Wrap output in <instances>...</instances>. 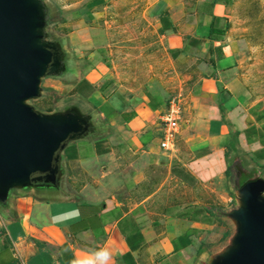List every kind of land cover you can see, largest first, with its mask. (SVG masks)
<instances>
[{
  "label": "crops",
  "instance_id": "1",
  "mask_svg": "<svg viewBox=\"0 0 264 264\" xmlns=\"http://www.w3.org/2000/svg\"><path fill=\"white\" fill-rule=\"evenodd\" d=\"M173 1L146 9L151 47L168 67L134 91L113 73L102 30L60 34L71 79L41 86L64 91L95 130L63 148L56 187L18 191L0 208V264H198L229 236L228 165L264 171V100L252 98L223 40L230 0ZM104 3L59 9L78 27ZM169 103L176 126L161 148Z\"/></svg>",
  "mask_w": 264,
  "mask_h": 264
},
{
  "label": "water",
  "instance_id": "2",
  "mask_svg": "<svg viewBox=\"0 0 264 264\" xmlns=\"http://www.w3.org/2000/svg\"><path fill=\"white\" fill-rule=\"evenodd\" d=\"M51 9L45 0H0V208L18 191L56 187L63 148L95 130L73 100L43 112L28 102L42 94L43 78L71 79L64 39L47 35ZM262 175L232 189L230 234L198 264H264Z\"/></svg>",
  "mask_w": 264,
  "mask_h": 264
},
{
  "label": "rangeland",
  "instance_id": "3",
  "mask_svg": "<svg viewBox=\"0 0 264 264\" xmlns=\"http://www.w3.org/2000/svg\"><path fill=\"white\" fill-rule=\"evenodd\" d=\"M45 1L52 8V20H48L46 27L48 36H60L61 33L76 29H81L82 35L87 34L89 26L99 28L103 34L101 41L107 43L113 73L129 91L140 88L150 76L151 70H159L155 78L161 80L160 71L168 67V64L161 50L151 47L155 41L153 20L146 13L147 7L155 0H105L104 5L98 6L89 18H83V24L78 27L74 16L68 14V9H64L63 13L59 9V6L68 4L70 0ZM226 10V33L223 40L234 55L240 78L249 87L252 98L264 100V0H230ZM63 92L56 89L48 96V90L43 89L40 97L28 102L39 111H48L52 107L55 109L72 102L73 99L66 95L60 97ZM238 164L230 162L228 165L227 185L231 195L237 180L264 174L260 168H241ZM212 249L207 250L204 256Z\"/></svg>",
  "mask_w": 264,
  "mask_h": 264
},
{
  "label": "built area",
  "instance_id": "4",
  "mask_svg": "<svg viewBox=\"0 0 264 264\" xmlns=\"http://www.w3.org/2000/svg\"><path fill=\"white\" fill-rule=\"evenodd\" d=\"M177 114H178V108L173 103H169L168 106L165 108V110L162 112V114H160L161 121L163 122L164 125L163 137L159 143V146L161 148L166 147L167 141L174 133Z\"/></svg>",
  "mask_w": 264,
  "mask_h": 264
},
{
  "label": "trees",
  "instance_id": "5",
  "mask_svg": "<svg viewBox=\"0 0 264 264\" xmlns=\"http://www.w3.org/2000/svg\"><path fill=\"white\" fill-rule=\"evenodd\" d=\"M239 166H240V164H238ZM238 168V167H237ZM238 170V172L240 173V170L239 169H237ZM227 173V172H226ZM255 176H250V177H246L245 179H243V180H237V183H236V185L235 186H238V185H240L241 183H243L244 181H246V180H249V179H252V178H254Z\"/></svg>",
  "mask_w": 264,
  "mask_h": 264
},
{
  "label": "flooded vegetation",
  "instance_id": "6",
  "mask_svg": "<svg viewBox=\"0 0 264 264\" xmlns=\"http://www.w3.org/2000/svg\"><path fill=\"white\" fill-rule=\"evenodd\" d=\"M240 164V163H239Z\"/></svg>",
  "mask_w": 264,
  "mask_h": 264
}]
</instances>
